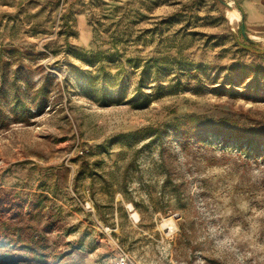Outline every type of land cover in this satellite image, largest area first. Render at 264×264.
<instances>
[{
    "label": "rangeland",
    "instance_id": "374dc122",
    "mask_svg": "<svg viewBox=\"0 0 264 264\" xmlns=\"http://www.w3.org/2000/svg\"><path fill=\"white\" fill-rule=\"evenodd\" d=\"M223 2L0 0V264H264V33Z\"/></svg>",
    "mask_w": 264,
    "mask_h": 264
},
{
    "label": "crops",
    "instance_id": "0c3cea01",
    "mask_svg": "<svg viewBox=\"0 0 264 264\" xmlns=\"http://www.w3.org/2000/svg\"><path fill=\"white\" fill-rule=\"evenodd\" d=\"M247 30L264 33V0H231ZM251 37H254L251 35ZM256 38V37H254Z\"/></svg>",
    "mask_w": 264,
    "mask_h": 264
},
{
    "label": "bare ground",
    "instance_id": "6f19581e",
    "mask_svg": "<svg viewBox=\"0 0 264 264\" xmlns=\"http://www.w3.org/2000/svg\"><path fill=\"white\" fill-rule=\"evenodd\" d=\"M229 18L232 22H236L240 19V14L238 11L232 7L229 8Z\"/></svg>",
    "mask_w": 264,
    "mask_h": 264
},
{
    "label": "trees",
    "instance_id": "16d2710c",
    "mask_svg": "<svg viewBox=\"0 0 264 264\" xmlns=\"http://www.w3.org/2000/svg\"><path fill=\"white\" fill-rule=\"evenodd\" d=\"M245 42L247 43V47L245 48L246 50H249V51H255L256 50V47H255V45H254V43L253 42H251V41H249V40H245ZM256 52V51H255ZM257 53V52H256ZM4 205V204H3ZM21 205H24V203L23 204H21ZM1 208V207H0ZM22 208V207H21ZM18 210H19V208H18ZM0 213H5V211L4 210H1L0 211Z\"/></svg>",
    "mask_w": 264,
    "mask_h": 264
},
{
    "label": "water",
    "instance_id": "95a60500",
    "mask_svg": "<svg viewBox=\"0 0 264 264\" xmlns=\"http://www.w3.org/2000/svg\"><path fill=\"white\" fill-rule=\"evenodd\" d=\"M223 4H224L225 6H227V7H230V3H229V2H223ZM241 34L243 35V37H244L245 39H248V37L246 36V34H247V29H246L245 24H242V25H241Z\"/></svg>",
    "mask_w": 264,
    "mask_h": 264
},
{
    "label": "built area",
    "instance_id": "2783aa9c",
    "mask_svg": "<svg viewBox=\"0 0 264 264\" xmlns=\"http://www.w3.org/2000/svg\"><path fill=\"white\" fill-rule=\"evenodd\" d=\"M120 264H131V263L129 262L128 259H126V258H121V260H120Z\"/></svg>",
    "mask_w": 264,
    "mask_h": 264
}]
</instances>
